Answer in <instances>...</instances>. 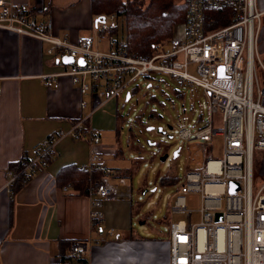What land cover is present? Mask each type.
Returning a JSON list of instances; mask_svg holds the SVG:
<instances>
[{
    "label": "built area",
    "instance_id": "1",
    "mask_svg": "<svg viewBox=\"0 0 264 264\" xmlns=\"http://www.w3.org/2000/svg\"><path fill=\"white\" fill-rule=\"evenodd\" d=\"M184 1L183 22L174 28L170 41L150 57L133 54L125 38L113 31L117 28L113 13L95 22L94 37L80 36L71 42L54 34L49 7H41L44 17L39 18L25 3L0 0V28L48 42V54L57 51L59 58L72 57L73 62L62 74L70 77L82 95H90L93 108L117 97L136 79L151 72L202 88L209 100L208 123L195 130L182 126L176 137L207 142L214 135L220 136L223 155L208 156L204 167L187 172L178 187L173 208L191 213L186 196L196 195L200 221L192 224L177 220L169 224L168 264H264V80L257 73V66L264 72L259 59L264 11L257 0ZM226 6L234 9L232 22L207 32L204 10ZM103 36L109 41L108 52L93 48L94 40ZM80 58L83 64L78 62ZM190 66L194 74L189 73ZM59 75L43 76L45 85L57 88ZM86 106L87 102L81 100L80 108ZM91 114L77 121L69 133L75 140L83 136L93 146L100 142V134L88 125ZM212 114H220V128L212 127ZM61 135L58 132L45 138L22 157L18 167L7 170L0 192L11 191L15 183L23 184L46 168ZM256 155L261 157L257 170ZM79 166L103 173L102 181L90 195L89 219L97 228L103 222L101 201L115 195L108 181L114 171L96 150ZM230 182L238 185L234 192H230ZM219 212L221 219L216 220ZM88 253L87 242L72 241L60 264H78Z\"/></svg>",
    "mask_w": 264,
    "mask_h": 264
},
{
    "label": "crops",
    "instance_id": "2",
    "mask_svg": "<svg viewBox=\"0 0 264 264\" xmlns=\"http://www.w3.org/2000/svg\"><path fill=\"white\" fill-rule=\"evenodd\" d=\"M15 1L27 4L39 18L44 17L41 7H49L53 32L61 39L94 37L91 0ZM257 5L264 11V0H257ZM260 45L264 52V31ZM49 47L48 42L0 28V185L11 165L21 162L45 138L62 133L46 168L14 192H0V264H60L72 241L89 246L85 261L78 264H168L169 235L155 229L147 237L146 230L141 234L134 226L130 186L131 192L121 184L113 197L101 201L103 222L96 228L89 219L92 199L77 194L72 186L56 184L61 167L86 163L94 150L114 171V178L123 179L131 168L114 140L119 129L115 101L93 110L90 95H82L62 74L69 63H63L57 51L48 54ZM93 48L108 52L107 36L95 39ZM51 74H60L57 88L44 83L43 76ZM81 100L87 102L84 109ZM90 112L88 125L100 133V142L93 146L69 133Z\"/></svg>",
    "mask_w": 264,
    "mask_h": 264
},
{
    "label": "rangeland",
    "instance_id": "3",
    "mask_svg": "<svg viewBox=\"0 0 264 264\" xmlns=\"http://www.w3.org/2000/svg\"><path fill=\"white\" fill-rule=\"evenodd\" d=\"M122 34L119 27L118 36L121 38ZM259 59L264 66L261 45ZM189 73L194 74L193 66L189 67ZM257 73L264 80V72L259 66ZM112 100L115 101L119 123L114 140L118 147H122L125 162L131 169L123 173L126 183L122 178L113 176L110 184L115 191L121 184L122 187L127 184L130 192L129 186L132 188L136 229L141 234L146 230L148 234L144 235L147 237H152L150 234L155 229L167 236L171 221L198 223V196H186L191 213L174 209L173 202L187 172L202 169L208 156L222 158L223 140L214 135L207 142L196 139L182 141L176 137V132L182 126L195 130L208 123L209 100L206 92L187 82L181 83L170 75L151 72L136 79L109 102ZM104 104L101 106L104 107ZM211 118L212 127L220 128V114H212ZM164 155L167 156L161 160ZM260 159L259 155L255 156V170L261 167ZM168 176L175 177L176 182L171 185L162 183L161 179Z\"/></svg>",
    "mask_w": 264,
    "mask_h": 264
},
{
    "label": "trees",
    "instance_id": "4",
    "mask_svg": "<svg viewBox=\"0 0 264 264\" xmlns=\"http://www.w3.org/2000/svg\"><path fill=\"white\" fill-rule=\"evenodd\" d=\"M185 10L184 0H91L92 16L102 18L111 13L115 14L117 28L113 31L119 34L121 27V37L127 41L130 51L143 57L152 56L158 47H164L170 41L174 28L184 20ZM233 15L232 6L205 9L206 31L228 25L232 22ZM79 137L84 139L83 136ZM19 165L20 162L9 168ZM102 176L103 173L96 169L89 172L81 169L79 165L69 164L59 169L55 180L59 187L72 186L77 194L91 197V193L102 181ZM161 182L171 185L176 182V178L164 177ZM19 185L15 183L12 192ZM84 261L82 258L78 260L79 263Z\"/></svg>",
    "mask_w": 264,
    "mask_h": 264
},
{
    "label": "water",
    "instance_id": "5",
    "mask_svg": "<svg viewBox=\"0 0 264 264\" xmlns=\"http://www.w3.org/2000/svg\"><path fill=\"white\" fill-rule=\"evenodd\" d=\"M99 20H104V17H97L96 18V22L97 21H99ZM61 61L63 62V63H65V64H68V63H71V62H73V58L72 57H70V56H63L62 57V59H61ZM78 62L79 63H81V64H83V59L82 58H80L79 60H78ZM219 69H220V71L222 70V66H220L219 67ZM220 74H222V73H220ZM127 98H129V94H127ZM153 128H150V130H152ZM160 129H158V131H159ZM175 155L176 154H174V157H175ZM167 155H164V156H162L161 157V160H163V159H165V157H166ZM238 188V185L236 184V183H234V182H230V192H234L236 189ZM221 216H222V213H216V215H215V218H216V220H220L221 219Z\"/></svg>",
    "mask_w": 264,
    "mask_h": 264
}]
</instances>
